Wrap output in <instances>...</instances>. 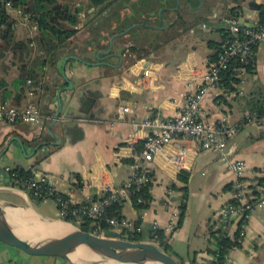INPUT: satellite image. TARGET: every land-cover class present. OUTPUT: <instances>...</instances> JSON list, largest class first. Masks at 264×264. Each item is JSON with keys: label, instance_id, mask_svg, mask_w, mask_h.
I'll return each mask as SVG.
<instances>
[{"label": "crops", "instance_id": "1", "mask_svg": "<svg viewBox=\"0 0 264 264\" xmlns=\"http://www.w3.org/2000/svg\"><path fill=\"white\" fill-rule=\"evenodd\" d=\"M65 1L71 2L59 0ZM165 1L149 7L151 11L163 8L160 19L156 13L149 16L138 13L134 0L124 2L123 6L117 2L111 5L110 10H114L108 18L103 17L100 6H87L88 0H72L73 4L81 3L84 7L77 31L63 43L50 63L43 62L47 54L42 44L39 45L41 38L36 24L18 13L17 8H9L14 19L13 41H25V45L22 49L0 47V101L14 104L16 95H21L14 105L32 102L43 124L39 127L26 121L9 123L0 117V152L5 147L0 155L1 201L22 206L30 213L61 218L37 210L34 202L43 199L36 201L26 189L14 186L6 167L51 178L57 189L73 202L87 196L98 197L103 182L123 184L130 174L131 159L124 140L129 119L145 117L151 110L172 117L200 83L198 73L209 67L208 56L212 51L209 42L221 40L220 29H228L231 9H234L232 17L237 15L238 19L242 8L251 0H207L202 5L198 0H179L177 9H174L176 2L171 7ZM254 1L259 7L253 16H243L246 21L259 20L264 0ZM118 10L121 23L115 19ZM176 15L177 28L167 30V24L175 21ZM198 18L201 20L191 24ZM138 22L159 28L128 29ZM125 29L128 30L123 33ZM108 49L110 53H106ZM254 57L255 73L240 72V82L233 94L221 86L210 88L198 114L203 123L225 120L236 126L229 139L231 156L244 161L241 177L251 192L264 169V117L248 122L243 114L249 102L260 101L262 97L258 95L261 90L258 85L264 86V40L255 46ZM191 65L198 68L197 72L190 70ZM144 69H149L148 76L143 75ZM21 72L30 74L31 83H36L31 93L30 83L25 82L23 89L14 85ZM122 105L131 111L119 118L117 107ZM182 145L195 151L184 168L175 169L164 154ZM145 165L151 176L148 205L139 210L132 203L124 204L123 215L142 220L141 236L147 240L153 219L164 226L172 212L178 210L174 229L163 232L169 236V252L181 264H211L216 231L220 229L219 211L232 199L236 175L217 158L215 151L182 138L172 141L166 151L154 155ZM181 203L185 211L178 225ZM176 236L177 245L182 238L186 239V252L178 249L176 252L173 248ZM65 262L70 261L26 255L0 242V264ZM228 264H264V205L251 212L242 243L230 254Z\"/></svg>", "mask_w": 264, "mask_h": 264}, {"label": "built area", "instance_id": "2", "mask_svg": "<svg viewBox=\"0 0 264 264\" xmlns=\"http://www.w3.org/2000/svg\"><path fill=\"white\" fill-rule=\"evenodd\" d=\"M7 5L9 6V3ZM17 12L21 13L20 9H17ZM236 18H231L229 22L228 30L231 35L223 44L217 60L211 62L205 71L198 73L200 83L187 96L186 101L179 106L172 117H165L158 110H151L145 117L129 119V130L124 140L128 149L127 156L131 159L130 174L123 184L114 186L110 182H103L100 187L101 193L97 199L87 196L86 199L78 202L71 201L68 196L57 189L51 178L44 175L22 180V185L27 190H33V195L36 198L54 199L61 218L68 215L83 214L91 219L94 225L92 232L103 234L101 222H104L112 231L121 234L118 237L126 238L122 235L125 230L142 232V220L139 219V222L136 223L137 219L110 216L106 213L105 207L119 200L124 201V204L132 203L131 195L140 191L142 187H148L149 192L151 176L145 162L151 161L154 155L166 151L172 141L182 138L198 142L200 147L215 151L217 158L224 161L236 175L232 199L223 205L219 211L220 229L216 233V245L210 255L211 264H228L230 254L238 249L242 243L251 212L264 205V183L257 184L254 181L255 190L251 192L241 177L245 163L243 160L231 156L232 150L229 146V139L236 132V126L225 120L216 124L203 123L199 120L198 114L207 91L210 88L219 87L220 71L226 69L229 60L238 57L240 61L248 63L254 54L253 46L264 40V20H257L254 22V26L246 27L239 25ZM190 70L197 72L198 68L191 65ZM148 74L149 69H144L143 75L148 76ZM27 83H31V80L27 79ZM28 92L31 93L30 90ZM229 93L233 94V92ZM130 111L128 106L117 107L119 118L124 117ZM243 116L248 122L256 120L254 113H250L248 110L244 112ZM0 117L9 123L26 121L36 123L39 127L43 124L42 116L32 102L24 106H16L6 101H0ZM141 131H143L142 134ZM193 151L195 149L191 146L182 145L164 154V157L175 169H181L188 164ZM11 170V168L6 167L10 181L17 184L19 179L16 180V173ZM262 177H264V169ZM171 192L172 190L169 189L168 193ZM148 201L149 198L142 195L136 198L138 203H147ZM177 214L178 210H174L171 219L164 226L153 219L148 226L147 240L157 243L155 239L159 230L166 233L172 231L176 224ZM233 225L234 229L231 228ZM224 237L231 239V245L224 246L218 243Z\"/></svg>", "mask_w": 264, "mask_h": 264}, {"label": "trees", "instance_id": "3", "mask_svg": "<svg viewBox=\"0 0 264 264\" xmlns=\"http://www.w3.org/2000/svg\"><path fill=\"white\" fill-rule=\"evenodd\" d=\"M130 1L131 0H88L87 6L89 7L100 6L101 13H103L104 15L103 17L108 18L109 14L114 10V9L110 10L111 5L117 2L118 6H123L124 2H130ZM134 1L137 2V12L141 14H145L146 16H149L150 13L152 12L151 10H149L151 4L161 2V0H134ZM7 3H9V6L7 5ZM9 8L20 9L21 15L23 17L28 18L29 20L33 21L36 24L38 33L40 35L39 37L41 38L39 45L42 44V49H44L45 54H47L46 59L43 62L50 63L53 61L54 57L56 56V53L62 47L63 43L76 33L80 14L82 13L84 7L81 3H79L78 5L73 4L72 0L71 2H66V1L59 2V0H0V39H1L0 47H2L3 49H7L9 47H11L12 49L15 48L22 49L23 46L25 45V41H13L14 19L11 17L9 13L10 10ZM233 11L234 9H231V13H234ZM231 13H230L231 18L237 17V15H234L232 17ZM120 14L121 13L118 10V13L115 17L118 23H121ZM258 16H259V21L264 20V5H261ZM179 19L181 20L182 23L185 22V20L182 19V17L180 16ZM200 20L201 18H198L192 21L191 24H195ZM168 28L171 29L174 28V30L177 28V16L175 21L173 20L171 23L167 24L166 29L168 30ZM171 32H173V30ZM220 33H221L220 41L209 42V46L212 48V51L208 56V60L210 62H214L217 60L218 54L221 51L223 44L227 41V39H229L231 35L229 30L225 27L220 29ZM157 38L158 36L155 35L154 40H156ZM169 39L170 37L166 38L164 41L168 42ZM149 48H151V44L149 45ZM131 50H134L133 46H131ZM254 50H255V46H253V52ZM242 71L243 73H247V74L255 73L254 54L248 63H244L243 61H240L238 57L231 58L228 62L226 69L220 71L221 77H220L219 86L224 87L227 90L226 92L235 91L238 88L237 86L238 83L240 82L239 76H240V72ZM27 79H30L32 82V76L30 74L27 75L26 73L21 72L18 75V77L14 80V85L15 86L20 85L21 88L23 89L25 87L24 83L27 82ZM35 84H36L35 82L30 83L28 85V89L29 90L32 89V87L35 86ZM1 85L2 82H0V86ZM30 91L32 92V90ZM259 91L260 94L258 95H260V97L262 96L260 101H255V102L248 101L249 107L247 109L250 113H254L256 119L264 117V101L262 99L263 95H261V90ZM16 96L17 97L14 98V104H18V102L21 99V95H16ZM11 171L16 173V180L17 179L20 180V181L18 180L17 184L14 181L12 182V184L17 185L23 189L26 188L22 185L21 183L22 180L35 178L33 173L26 169L12 168ZM263 181H264V177L262 176L257 177V184H263L264 183ZM33 189L35 190V188ZM27 191L30 194V196L36 201L42 200L40 198L34 197L33 190L28 189ZM139 195L150 198L148 187H142L140 191H137L131 195L132 204L137 209L141 210L147 207L148 202L147 203L136 202V198ZM93 198L97 199L98 197H93ZM123 205H124V201L122 200L114 201L105 207V211L110 216L121 218L122 216H124L122 213ZM184 211H185V205L181 203L178 225L181 222V218L182 215L184 214ZM63 219L76 224L82 230L93 231L94 225L92 224L91 219L83 214L68 215L66 217H63ZM139 219L140 218L138 217L135 222L138 223ZM101 228L103 235H107V236L121 235L115 231H112L109 228V226L104 222H101ZM216 232H218V230ZM122 235L131 240L142 239L141 233L135 232L133 230H125L123 231ZM168 239L169 236L164 234L162 230H159L157 232V238L155 239V241L159 246L163 247L166 251L169 252ZM218 243L224 246H228L231 245L232 241L230 238L224 237L220 239Z\"/></svg>", "mask_w": 264, "mask_h": 264}, {"label": "water", "instance_id": "4", "mask_svg": "<svg viewBox=\"0 0 264 264\" xmlns=\"http://www.w3.org/2000/svg\"><path fill=\"white\" fill-rule=\"evenodd\" d=\"M206 1L198 0L199 5ZM178 2L179 0H177L174 9H177ZM188 2L190 1L188 0ZM246 4L241 10L237 23L252 27L254 26L253 19L246 21L243 16H253L259 5L254 0L248 1ZM162 9L157 10L160 19H162ZM162 22L165 26V21L162 20ZM134 26L159 28L155 25L138 22L130 25L128 29ZM128 29L122 32L125 33ZM106 53H110V49ZM4 150L5 147L0 155ZM6 221L16 226L8 227ZM62 224L69 225V227L59 229V225ZM41 225L43 227H37ZM0 242L26 255L58 257L72 263L76 262L73 257L96 255V257H103L104 260L112 264H181L174 255L153 241L96 234L92 231L82 230L76 224L63 218H49L37 213H30L22 206L1 200Z\"/></svg>", "mask_w": 264, "mask_h": 264}, {"label": "rangeland", "instance_id": "5", "mask_svg": "<svg viewBox=\"0 0 264 264\" xmlns=\"http://www.w3.org/2000/svg\"><path fill=\"white\" fill-rule=\"evenodd\" d=\"M175 2H177V0H169L168 2L165 1L166 5L171 6V7H174ZM162 3H164V2H162ZM157 10L155 12L156 14H157ZM258 86L261 89V95H263L262 99L264 101V86L261 84H259ZM34 203H35V207L37 208V210L41 211L43 214H46L47 216H50V217H59L60 216L58 207L56 206L54 199L45 198L41 202H34ZM187 247L188 246L186 245V239L185 238H182L180 245H177V236H176L175 243L173 245V248H175V251L177 252V249H178L181 252H186ZM64 264H80V263L78 261H76L73 263L65 262Z\"/></svg>", "mask_w": 264, "mask_h": 264}, {"label": "bare ground", "instance_id": "6", "mask_svg": "<svg viewBox=\"0 0 264 264\" xmlns=\"http://www.w3.org/2000/svg\"><path fill=\"white\" fill-rule=\"evenodd\" d=\"M6 224L8 227H11V228L16 226L14 224H9L7 221H6ZM37 227H43V226L41 225ZM68 227L69 225H64V224L59 225V229H65ZM73 259L78 261L80 264H112L111 262H107L106 260H104L103 257H96V255H89L86 257H73ZM125 264H135V263H125Z\"/></svg>", "mask_w": 264, "mask_h": 264}]
</instances>
